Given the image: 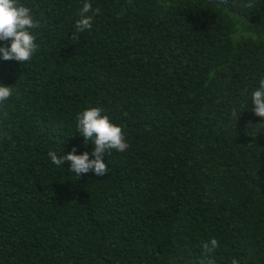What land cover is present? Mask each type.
Segmentation results:
<instances>
[{"label": "trees", "instance_id": "16d2710c", "mask_svg": "<svg viewBox=\"0 0 264 264\" xmlns=\"http://www.w3.org/2000/svg\"><path fill=\"white\" fill-rule=\"evenodd\" d=\"M21 2L40 27L0 61V264H264V0ZM92 106L129 147L77 178L47 152H91Z\"/></svg>", "mask_w": 264, "mask_h": 264}, {"label": "clouds", "instance_id": "9594fccd", "mask_svg": "<svg viewBox=\"0 0 264 264\" xmlns=\"http://www.w3.org/2000/svg\"><path fill=\"white\" fill-rule=\"evenodd\" d=\"M90 11L91 3H84L81 18L75 24L78 31L91 29L92 17L87 15ZM39 27L31 8L21 0H0V61H16L21 64L30 61L38 49L33 30ZM12 93V87L0 84V104L7 101ZM250 101L253 114L264 118V79H260L258 86L251 91ZM76 130L83 137L85 146L92 145L90 153L73 147L63 156L55 150L48 151L47 157L57 168L67 162L69 172L77 178L89 172L98 177L105 176L109 168L104 158L113 151L123 153L129 147L122 128L111 121L103 107L92 106L78 112ZM203 247L206 252L213 251L217 247L216 239L213 238L210 245L205 243Z\"/></svg>", "mask_w": 264, "mask_h": 264}]
</instances>
